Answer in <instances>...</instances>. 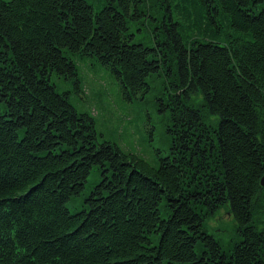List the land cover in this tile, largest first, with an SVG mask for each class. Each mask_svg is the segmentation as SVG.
I'll use <instances>...</instances> for the list:
<instances>
[{"label":"trees","instance_id":"trees-1","mask_svg":"<svg viewBox=\"0 0 264 264\" xmlns=\"http://www.w3.org/2000/svg\"><path fill=\"white\" fill-rule=\"evenodd\" d=\"M77 57L129 100L164 78L158 164L71 103ZM263 175L264 0H0V264H264Z\"/></svg>","mask_w":264,"mask_h":264},{"label":"rangeland","instance_id":"rangeland-1","mask_svg":"<svg viewBox=\"0 0 264 264\" xmlns=\"http://www.w3.org/2000/svg\"><path fill=\"white\" fill-rule=\"evenodd\" d=\"M144 31L138 32L137 38L152 44L148 29ZM77 63L83 88L79 95H73L71 103L79 111L94 116L101 138L119 144L124 150L135 151L158 164V153L168 154L173 144L168 131L170 114L157 110L153 99L160 94L164 78L154 76L151 83L155 89L148 97L151 100L148 103L138 102L124 96L120 84H116L95 60L77 57ZM55 81L60 88L64 87L62 80L56 76ZM236 228L237 223L228 207L221 208L213 215L206 227L207 232L216 234L223 242L233 238Z\"/></svg>","mask_w":264,"mask_h":264},{"label":"water","instance_id":"water-1","mask_svg":"<svg viewBox=\"0 0 264 264\" xmlns=\"http://www.w3.org/2000/svg\"><path fill=\"white\" fill-rule=\"evenodd\" d=\"M261 184L264 186V175H263V177L261 179Z\"/></svg>","mask_w":264,"mask_h":264}]
</instances>
